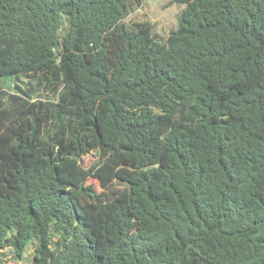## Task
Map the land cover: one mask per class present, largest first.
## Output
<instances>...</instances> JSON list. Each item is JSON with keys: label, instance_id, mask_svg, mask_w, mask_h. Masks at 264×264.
I'll use <instances>...</instances> for the list:
<instances>
[{"label": "trees", "instance_id": "trees-1", "mask_svg": "<svg viewBox=\"0 0 264 264\" xmlns=\"http://www.w3.org/2000/svg\"><path fill=\"white\" fill-rule=\"evenodd\" d=\"M142 2L0 0V264H264V0Z\"/></svg>", "mask_w": 264, "mask_h": 264}, {"label": "rangeland", "instance_id": "rangeland-1", "mask_svg": "<svg viewBox=\"0 0 264 264\" xmlns=\"http://www.w3.org/2000/svg\"><path fill=\"white\" fill-rule=\"evenodd\" d=\"M183 7L182 3L169 2V0H143L141 7L130 13L125 21L127 23L142 20L150 21L153 24V30L161 37L159 40L164 42L169 31L178 26V19ZM15 83L26 86L27 78L24 76L0 78V87L8 91L14 90L13 85ZM95 158L93 153L87 154L81 158V164L89 166ZM32 252L33 243L31 241L27 243L20 259H17L10 249H6L3 264H33Z\"/></svg>", "mask_w": 264, "mask_h": 264}]
</instances>
